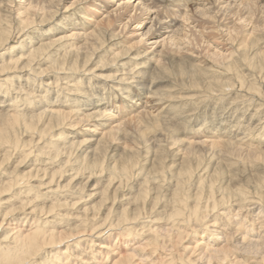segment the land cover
Masks as SVG:
<instances>
[{"label": "bare ground", "instance_id": "obj_1", "mask_svg": "<svg viewBox=\"0 0 264 264\" xmlns=\"http://www.w3.org/2000/svg\"><path fill=\"white\" fill-rule=\"evenodd\" d=\"M262 1L0 0V264H264Z\"/></svg>", "mask_w": 264, "mask_h": 264}, {"label": "rangeland", "instance_id": "obj_2", "mask_svg": "<svg viewBox=\"0 0 264 264\" xmlns=\"http://www.w3.org/2000/svg\"><path fill=\"white\" fill-rule=\"evenodd\" d=\"M17 2L14 4L15 5V7H18V8H20V9H23V4H21V3H23L24 2V0H16ZM76 0H63V3L65 4V5H68V6H70V5H72L74 2H75ZM264 1V0H263ZM261 2L260 4L261 5H264V2ZM13 5V6H14ZM205 19H208V18H205ZM178 20H179V22H177L176 23V26L178 27L179 25H181V20H182V17H178ZM210 20H214V19H210ZM215 21V20H214ZM213 21V22H214ZM201 24H204V22H201ZM194 25V23H192V24H190L189 26H193ZM136 26V24H134L132 27H130V29L129 30H127L126 31V35H124V37H123V39L127 42V44L128 43H133V42H136V41H139V40H143V41H145V39L149 36V34L148 35H145L146 34V32H147V28L149 27V23L146 25V26H137V27H135ZM250 28V27H249ZM187 31L186 32H188L189 33V30L191 29L190 27H187ZM196 29H199V27H197ZM38 31H40V32H36V33H33V35H35L36 37L37 36H39V34H41L42 33V31H41V29H37ZM52 33H54V32H52ZM144 34V35H143ZM165 36V33H163V32H161L160 34H159V36L157 37V38H155V40H162V38ZM212 43V47H210L209 48V51H212V49H213V47L215 46V44L216 43H214V42H211ZM199 48V47H198ZM201 48H199L198 50H200ZM211 49V50H210ZM204 54L203 55H206V53H207V51H204L203 52ZM105 73H107V74H109V73H114V69H107L106 70V72ZM120 109V110H119ZM126 110H128V108L127 107H125V106H122V108L121 107H118V113H121V115H124V117L123 118H125L126 116V114L128 113V111L126 112ZM117 112V111H116ZM209 112V111H208ZM223 113H225V112H223ZM189 129H191V126H189L188 127ZM212 128V127H211ZM210 128V129H211ZM195 132H200V134H198V135H192V134H190L189 132L188 133H180L179 135H176V137L177 138H182V139H190V138H193L194 136H197V137H195L194 139H197V140H203V139H206L207 138V136H209L210 135V133H208V132H204V130H194ZM204 132V133H201V132ZM32 158H34V155H32V156H30V157H28L26 160H30V159H32ZM30 162V161H29ZM28 165V164H27ZM27 165L25 166V167H22V169H21V171H26L27 169H29V167H27ZM82 181H84V179L83 178H80V179H78L76 182H78V183H81ZM157 225H159V224H157ZM199 237L197 236V235H189V238H188V240H189V242H191V241H195V239H198ZM188 240L187 239H185L183 242H182V244L183 245H187V244H189V242H188ZM191 246H193L194 244L191 242V244H190ZM167 248L165 249V252L164 253H162V255H165V254H168V253H172V252H174V250H173V247H168V246H166ZM199 252H200V249H196L195 250V252L193 253V255H192V257H194L195 256V254L196 255H198L199 254ZM143 258H145V259H147V257H143ZM139 262V261H138Z\"/></svg>", "mask_w": 264, "mask_h": 264}]
</instances>
